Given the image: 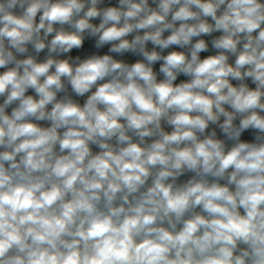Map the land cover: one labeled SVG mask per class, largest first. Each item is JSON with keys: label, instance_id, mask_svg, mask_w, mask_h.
I'll return each instance as SVG.
<instances>
[{"label": "clouds", "instance_id": "obj_1", "mask_svg": "<svg viewBox=\"0 0 264 264\" xmlns=\"http://www.w3.org/2000/svg\"><path fill=\"white\" fill-rule=\"evenodd\" d=\"M0 264H264V0H0Z\"/></svg>", "mask_w": 264, "mask_h": 264}]
</instances>
